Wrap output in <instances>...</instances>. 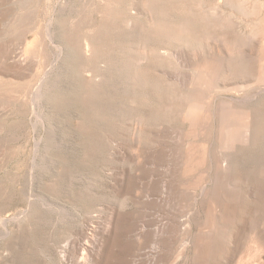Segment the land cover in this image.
Returning a JSON list of instances; mask_svg holds the SVG:
<instances>
[{
  "label": "rangeland",
  "instance_id": "rangeland-1",
  "mask_svg": "<svg viewBox=\"0 0 264 264\" xmlns=\"http://www.w3.org/2000/svg\"><path fill=\"white\" fill-rule=\"evenodd\" d=\"M228 1L0 0V264H264V0Z\"/></svg>",
  "mask_w": 264,
  "mask_h": 264
},
{
  "label": "bare ground",
  "instance_id": "bare-ground-1",
  "mask_svg": "<svg viewBox=\"0 0 264 264\" xmlns=\"http://www.w3.org/2000/svg\"><path fill=\"white\" fill-rule=\"evenodd\" d=\"M136 1V0H135ZM243 1H245V0H240V2L242 3ZM260 1V0H259ZM133 2V1H132ZM239 2V1H238ZM250 2V1H249ZM258 2V1H257ZM165 3V2H164ZM233 3V1L231 2L230 1V5H229V1L228 0H214V2H213V4H212V7H211V12H212V23H213V26L214 25H216V26H218L219 28H220V25L219 24H221V26L223 25V26H225V21L227 20V19H231V16H230V14H229V12L231 13V11H235L234 10V6H236L237 5V3H236V5H231ZM241 3H240V5H241ZM243 3H245V2H243ZM248 3V2H247ZM255 3V2H254ZM141 5V4H140ZM144 5H145V3H144ZM243 5V4H242ZM245 5V4H244ZM211 6V5H210ZM231 6H233V7H230ZM246 6V5H245ZM260 7V6H259ZM138 9V8H137ZM229 9V10H228ZM239 9V8H238ZM238 9H236V10H238ZM231 10V11H230ZM240 10V9H239ZM241 11V10H240ZM237 12V11H236ZM235 12V13H236ZM239 12V11H238ZM135 13V12H134ZM140 13V12H139ZM228 13V14H227ZM234 13V12H233ZM245 13V12H244ZM238 14V13H237ZM262 14V13H261ZM137 15H138V13H137ZM224 15H225V17H226V15H227V19L224 17ZM241 15H243V14H241ZM206 16V15H205ZM247 16V15H246ZM261 16V15H260ZM207 17H208V15H207ZM229 17V18H228ZM239 17V16H238ZM234 18V17H233ZM240 18V17H239ZM239 18H237V19H235L234 18V21L233 22H235V20H236V24H237V20L239 19ZM251 18V17H250ZM263 18H264V16H263ZM247 19V18H246ZM253 19V18H252ZM231 21V20H230ZM260 21V20H259ZM227 22V24H230V23H228L229 21L227 20L226 21ZM241 22V21H240ZM250 22V21H249ZM232 23V22H231ZM234 23V24H235ZM261 22H259V24H260ZM263 24H264V22H262ZM130 24V23H129ZM226 24V25H227ZM243 24V23H242ZM258 24V25H259ZM200 25V24H199ZM232 25V24H231ZM238 25V24H237ZM248 25V24H247ZM236 26V25H235ZM240 26V25H239ZM261 26H263V25H261ZM226 27V26H225ZM234 26H232V28H233ZM241 27H243V25L241 26ZM241 27H239V30H240V28ZM235 28V27H234ZM236 29V28H235ZM241 29H243V28H241ZM254 30H256V29H254ZM241 31V30H240ZM244 31V30H243ZM243 31H241L240 33L242 34V35H244V32ZM182 32V31H181ZM236 33H237V31H235ZM235 32H234V34H235ZM252 32H254V31H252ZM248 35V33H245V35ZM237 35H240L239 34V32L237 33ZM241 35V36H242ZM251 34L249 33V35H248V37L250 36ZM241 36H239V38L241 37ZM238 37V36H237ZM254 37H255V35H254ZM253 37V38H254ZM241 38H245L244 36H242ZM246 39V38H245ZM260 42H261V40H260ZM253 44H255V45H257V42H255V43H253ZM86 46L88 47V44L86 43ZM252 50L255 48L253 45H252ZM251 48H249V49H251ZM214 49H215V51H217V53L219 54V56H220V54H225V53H222L223 51H222V47H221V45L219 44L218 45V43L214 46ZM245 50V49H244ZM247 50V49H246ZM251 50V51H252ZM243 51V50H242ZM240 52V56L239 57H242L243 55H244V53H245V51H244V53L243 52ZM247 51H250V50H247ZM253 52H255V55H258L257 53H256V51H255V49H254V51ZM249 52H247V54H248ZM251 53V52H250ZM249 53V55L248 56H250V57H252L254 54H250ZM259 59H260V61L258 62L259 63V71H260V73H259V76H258V80L255 82V83H252L251 85H253L254 84V86H250V87H255L256 86V89H259L260 90V92L261 91H264V48L260 51L259 50ZM170 54V53H169ZM184 54V55H183ZM182 54V52H180L179 53V55H177V56H179V60H183V61H185L186 62V59H185V53H183ZM191 54H193V53H191ZM165 55V54H164ZM174 55V54H173ZM190 55V54H189ZM246 55V54H245ZM176 56V57H177ZM247 56V57H248ZM218 57V56H217ZM221 57V56H220ZM219 57V58H220ZM223 57H224V55H223ZM255 58H256V56H254ZM257 57V58H258ZM192 58H194L193 57V55H192ZM191 59V56H189V60ZM243 59V58H242ZM247 59V58H246ZM250 59V58H249ZM188 60V61H189ZM256 60H258V59H256ZM222 61V60H221ZM207 62V61H206ZM209 62V61H208ZM226 62V61H225ZM225 64L226 63H224V62H220V61H214V63H212L211 65H208V64H206V63H203V65L200 67V69L197 71V76H196V79H195V84H196V86H199V88H200V90L199 91H204V92H201L200 94H199V96H198V100H200V101H204L203 102V104L206 106V105H208L209 104V101H207L208 99H203V96L204 95H206V97H208V96H211V94H212V92L214 91V88H218L220 85H218L219 84V77L221 76V73H222V70H223V68L225 67ZM228 64V63H227ZM201 65V64H200ZM207 65V66H206ZM158 67V66H157ZM229 67V66H228ZM229 70V69H228ZM224 72V71H223ZM226 72V71H225ZM46 73V72H45ZM234 73V72H233ZM253 73V72H252ZM224 74H226V73H224ZM238 75H242V76H244L243 74H245L244 72H239V73H237ZM254 75H255V73H253ZM237 75V76H238ZM253 75V76H254ZM235 76V75H234ZM237 76H235V77H237ZM255 77H257V73H256V75H255ZM254 77V78H255ZM232 79V78H231ZM230 81H232L229 85H225L224 84V90H228V91H232L233 93H236V94H242V92L245 90V87H247L249 84L247 83V84H244V83H242V81L241 82H236V81H234L233 82V80H230ZM221 82V81H220ZM250 82V81H249ZM187 83V82H186ZM246 83V82H245ZM180 85H181V83H180ZM185 84H183V86H184ZM182 86V85H181ZM182 86V87H183ZM250 87H249V90L250 91H252L251 89H250ZM258 87V88H257ZM254 90V89H253ZM247 93V92H246ZM249 93V92H248ZM264 93V92H263ZM256 94V93H255ZM259 94V93H258ZM243 95V94H242ZM241 95V96H242ZM249 96V95H248ZM259 96V95H258ZM243 97H244V95H243ZM246 97H247V95H246ZM250 97V96H249ZM231 99H233V101L234 100H239V98L238 97H230ZM252 98H254V96L252 97ZM251 97H250V99H252ZM203 99V100H202ZM230 99V100H231ZM247 99V98H246ZM250 99H249V101H250ZM36 101V100H35ZM248 100H247V102H249ZM206 102V103H205ZM245 102V101H244ZM215 103V102H214ZM32 104V103H31ZM191 107H194V106H191ZM190 107V108H191ZM195 107H198L199 109H201L202 107H199V106H195ZM245 109V108H244ZM244 109H242V110H244ZM191 110H192V112H189V114L191 115V116H198L199 115V112L198 111H196L197 109H192L191 108ZM202 111H203V108H202ZM201 110H200V112H202ZM250 111V110H249ZM250 113H251V111H250ZM201 114V113H200ZM226 116H227V119H226V121H227V123H228V127H230V126H232L231 124H233V125H238V124H241V123H244V121H248L247 119H244L243 117H245V115L242 117V116H240V115H234L233 113H231V114H226ZM225 116V117H226ZM199 117V116H198ZM193 120V119H192ZM253 121H251V123H252ZM195 123V122H194ZM248 123V122H247ZM247 123H246V125H247ZM245 124V123H244ZM249 124V123H248ZM236 125V126H237ZM235 126V127H236ZM240 126V125H239ZM226 127H227V125L225 126V129H226ZM240 127H242V126H240ZM247 129H248V125L247 126H245ZM234 130H235V128H233ZM231 127H230V130L232 131L233 130ZM238 129V128H237ZM240 129H242V130H244V128L242 127V128H240ZM228 130V129H227ZM229 130V131H230ZM233 130V131H234ZM236 131V130H235ZM245 131H247V130H245ZM243 132V131H242ZM241 132V133H242ZM236 133V132H235ZM244 133V132H243ZM227 134H229V132L227 133ZM234 134V133H233ZM248 134V133H247ZM249 134H250V132H249ZM221 135H222V133H221ZM234 137V135H232V132H231V138H232V140H233V137ZM242 136V135H241ZM237 138V137H236ZM235 138V139H236ZM223 139V138H222ZM234 139V140H235ZM248 139V138H247ZM246 139V140H247ZM224 140V139H223ZM226 141H224L226 144H228V145H230V144H236V142H234V143H232V140L231 139H229L228 137L225 139ZM246 140H244V141H246ZM221 141V140H220ZM238 141H241V140H239L238 139ZM237 141V143H239ZM248 141H249V139H248ZM224 142H221V145H222V143H223V145H222V148H223V146H224ZM243 142V141H242ZM247 143V142H246ZM235 144L233 145V147L235 146ZM236 146H237V144H236ZM226 147H227V145H226ZM225 147V148H226ZM231 147V146H230ZM227 149V148H226ZM224 150V149H223ZM230 151L232 150V148H230L229 149ZM229 151V152H230ZM226 152V154L228 155V151L226 150L225 151ZM192 154V153H191ZM225 154V153H224ZM161 155V154H160ZM193 155V154H192ZM194 156V155H193ZM207 157V156H206ZM225 157V156H224ZM259 157V156H258ZM158 158V157H157ZM191 158H193V157H191ZM200 159H202V158H200ZM225 159H227V158H225ZM223 160V162L224 161H227V160ZM152 160H153V158H152ZM211 160V159H210ZM202 161V160H201ZM154 163V162H153ZM226 163V162H225ZM228 163V162H227ZM231 163V162H230ZM175 169V168H174ZM224 170H225V168H224ZM147 179V178H146ZM157 179V178H156ZM151 180H153V178L151 179ZM155 181V180H154ZM163 182V181H162ZM159 183V182H158ZM152 185V184H151ZM154 187H155V185H153ZM153 186H152V188H153ZM158 186V185H157ZM257 186V185H256ZM149 188V187H148ZM162 188V191H161V193L164 191V189L166 188V187H164V184L163 185H160V189ZM150 189V188H149ZM151 191V190H150ZM153 191V190H152ZM166 191V190H165ZM154 192V191H153ZM160 192V191H159ZM164 193V192H163ZM162 193V194H163ZM160 194V193H159ZM159 194H157V195H159ZM161 195V194H160ZM164 195V194H163ZM167 196V195H166ZM160 200H161V197H160ZM261 202V201H260ZM257 208V207H256ZM158 216V215H157ZM173 219V218H172ZM159 221V220H158ZM112 223V222H111ZM154 223V222H153ZM109 224H110V221H109ZM108 224V225H109ZM150 224V223H149ZM164 224L165 223H163V222H160V223H157V225L154 227V230H153V234H154V236H155V239L153 240V242H152V247H154V249L156 250V251H158V249L160 250L161 248V246H162V244L160 243L161 241H160V237H162V242H163V236H161V234L163 233V230H164ZM2 225V224H1ZM146 225V224H145ZM153 225V224H152ZM152 225H150V226H152ZM144 229V228H143ZM150 229V228H149ZM242 230V229H241ZM167 231V230H166ZM167 233V232H166ZM173 233V232H172ZM141 234V233H140ZM146 236V235H145ZM142 237V236H141ZM169 237V236H168ZM146 238V237H145ZM164 238H166V237H164ZM237 238V237H236ZM151 239V238H150ZM71 240V239H70ZM93 241V240H92ZM151 242V241H150ZM169 242V241H168ZM99 245V244H98ZM150 245V244H149ZM165 245H166V243H165ZM82 246V245H81ZM165 247V246H164ZM101 248V247H100ZM150 250V249H149ZM161 251V250H160ZM165 251V250H164ZM179 251V250H178ZM163 252V251H162ZM156 254H158V253H156ZM66 255V254H65ZM89 255V254H88ZM173 255V254H172ZM157 257V256H156ZM87 260H88V264H94L93 262H91L94 258H90V257H85ZM167 258H168V256H167ZM102 259V258H101ZM64 260V259H63ZM95 260V259H94ZM165 260V259H164ZM156 261V260H155ZM155 261H153V262H149L148 264H155ZM158 261H159V259H158ZM166 261V260H165ZM87 262V261H86ZM103 262V259H102V261H101V263ZM158 263V262H157ZM162 263V262H161ZM160 263V264H161ZM163 263H164V261H163ZM96 264H98V262L96 263ZM105 264V263H104ZM159 264V263H158ZM165 264V263H164Z\"/></svg>",
  "mask_w": 264,
  "mask_h": 264
}]
</instances>
